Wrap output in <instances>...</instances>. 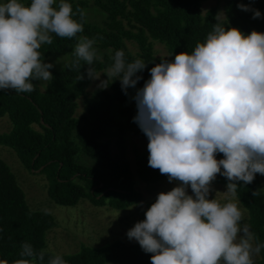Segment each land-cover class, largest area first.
Here are the masks:
<instances>
[{
  "label": "clouds",
  "instance_id": "clouds-1",
  "mask_svg": "<svg viewBox=\"0 0 264 264\" xmlns=\"http://www.w3.org/2000/svg\"><path fill=\"white\" fill-rule=\"evenodd\" d=\"M254 2L237 8L260 19ZM76 12L80 22L66 0L0 2V91L31 93L33 81L53 79L49 69L55 65L44 63L39 49L53 42L52 34L82 33L86 12ZM95 43L96 38L80 36L75 45L77 80L85 78L81 61L89 66L87 77L96 79L90 67L99 59ZM111 59L106 77L118 80L125 96L135 89L133 123L148 140V166L177 182L157 194L144 220L127 231L128 240L151 254L150 264H254L264 244L254 246L255 234L241 223L237 189L239 182L248 185L256 174L264 176V33L244 34L216 20L190 54H175L148 69L150 78L141 88L136 86L143 78L138 73L147 67L143 60L128 62L123 50H115ZM217 154L223 158L217 160ZM217 175L228 181L225 203L209 198ZM45 254L25 242L23 258L13 264H43ZM47 264L66 261L55 255Z\"/></svg>",
  "mask_w": 264,
  "mask_h": 264
},
{
  "label": "trees",
  "instance_id": "trees-1",
  "mask_svg": "<svg viewBox=\"0 0 264 264\" xmlns=\"http://www.w3.org/2000/svg\"><path fill=\"white\" fill-rule=\"evenodd\" d=\"M205 0H91L93 6L104 13L101 24L83 22V32L74 38H60L52 34V43L44 44L39 51L44 59L68 55L63 65L51 71L53 79L46 81L42 89L36 81L31 93H17L15 90L0 91V117L5 116L8 130L0 132V146L12 151L19 164L26 171L40 174L45 180V194L54 204L72 206L78 199H85L94 206L122 209L132 206L136 222L144 220V212L155 201H144L133 189V179L128 162L124 158L122 125L111 113L113 104L116 114L131 126L134 136L148 140L133 123L136 115L135 101L131 99L135 89L125 96L118 80L105 81L104 88L95 89L84 98L82 113L75 116L76 99L84 96L90 78L89 67L81 61L79 70L73 67V52L80 36L96 38L93 47L107 50L90 66L94 74L107 69L112 63L115 50H123L125 59L131 62L141 59L147 67L137 88L143 87L150 78L148 69L160 63L147 40L161 42L169 55L181 52L189 54L197 42H203L216 23V10L207 8L203 13L200 5ZM224 14L223 24L237 28L244 34L255 30L264 33V0H255L252 8L261 12L260 19H252L251 12L240 11L238 3L249 0H221ZM59 2V1H58ZM73 9V18L80 22L77 8L87 7L89 0H66ZM25 4H30V0ZM227 18V19H226ZM218 22V20H217ZM135 43L137 53H127L122 39ZM106 129L114 130L116 154H111ZM78 151L87 159L85 164L76 160ZM148 150L134 156V175L144 183H154L166 176L158 169L148 166ZM217 154L216 159H222ZM226 178L217 175L212 184H227ZM258 190L260 194L252 197ZM237 198L244 209V224L255 234V244H264V190L258 174L248 185L239 182ZM53 225L50 214L31 209L15 177L7 164L0 159V260L8 264L21 259L19 252L25 242L39 251L44 247V233ZM150 255L145 254L139 244H124L120 240L100 248L79 245L72 254L60 255L66 264H150ZM55 256L46 252L43 264ZM223 264V263H221ZM254 264H264V248H261Z\"/></svg>",
  "mask_w": 264,
  "mask_h": 264
},
{
  "label": "rangeland",
  "instance_id": "rangeland-1",
  "mask_svg": "<svg viewBox=\"0 0 264 264\" xmlns=\"http://www.w3.org/2000/svg\"><path fill=\"white\" fill-rule=\"evenodd\" d=\"M28 0H20L25 3ZM59 0H57L58 3ZM3 2V0H0ZM55 6V5H54ZM214 7L218 17V22H224V14L221 0H205L200 5V11L203 13L207 8ZM86 20L88 22L101 24L104 19V13L92 5L89 0L85 8ZM153 55L159 59H170V55L165 46L158 41L147 38ZM122 45L125 51L131 55L137 53L136 45L133 41L122 39ZM99 58L107 50H100L94 47ZM68 59V55H59L48 57L43 60L44 63H53L52 70L60 68ZM96 79H90L86 87L84 96L76 99L75 116L82 113V104L84 98L89 97L97 88H104V83L107 78L106 69H100L95 74ZM39 88L42 89L46 81H36ZM117 105L113 104L111 113L122 125V145L124 158L128 162L130 172L133 179V189L141 196L144 201H155L156 196L160 192L170 191L177 185V182L169 183L167 177L154 183H144L138 180L134 175V156L136 154L145 153L147 151V141L144 138L134 136L131 132V126L124 123L123 119L116 114ZM8 122L5 116L0 117V132L8 130ZM101 140L107 141L110 153L116 154L115 134L114 130L106 129V136ZM0 159H2L15 177L18 187L21 189L27 205L34 210L44 211L50 214L53 218V225L44 233V247L46 252L55 255L72 254L78 250L79 245H85L94 248H100L108 245L110 242L120 240L124 244H137L135 240H128L126 233L136 223V214L132 206L122 209H114L106 206L91 205L85 199H78L72 206H63L52 203L45 194V180L37 173L26 171L19 164L11 150L4 146H0ZM76 160L82 163H89L90 160L84 157L79 151ZM258 179L261 188L264 190V176L258 174ZM213 191L209 198H216L221 203L227 202L224 196L226 192V184H212ZM191 195V190H188ZM244 224L246 217L244 209L239 205ZM258 255L253 257L254 262ZM223 263V262H221ZM105 264H118L108 262Z\"/></svg>",
  "mask_w": 264,
  "mask_h": 264
}]
</instances>
